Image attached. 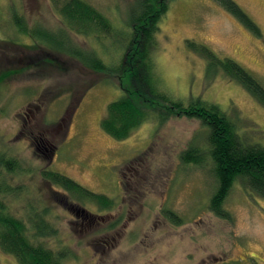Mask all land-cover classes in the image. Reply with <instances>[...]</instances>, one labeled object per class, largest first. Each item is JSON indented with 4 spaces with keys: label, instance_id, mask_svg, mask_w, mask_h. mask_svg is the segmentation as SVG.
<instances>
[{
    "label": "rangeland",
    "instance_id": "374dc122",
    "mask_svg": "<svg viewBox=\"0 0 264 264\" xmlns=\"http://www.w3.org/2000/svg\"><path fill=\"white\" fill-rule=\"evenodd\" d=\"M86 1L109 18L116 34L97 39L69 31L71 46L118 64L137 0ZM234 1L261 36L214 0H174L153 57L168 95L219 106L245 142L264 148V106L223 72L209 75L208 61L188 47L194 42L233 59L264 86V0ZM15 9L28 28H65L50 0H0V153L23 168L2 175L11 187H23L6 197L11 212L23 217L31 204L49 207L58 235L46 244L70 252L64 264H264V198L237 181L224 203L228 218L210 208L218 181L202 121L154 119L129 138L114 139L101 121L124 92L120 79L36 43L13 26ZM219 18L226 23L218 26ZM193 144L203 164L182 161ZM44 169L109 197L114 207L73 200L43 179ZM0 264L18 262L0 250Z\"/></svg>",
    "mask_w": 264,
    "mask_h": 264
},
{
    "label": "trees",
    "instance_id": "16d2710c",
    "mask_svg": "<svg viewBox=\"0 0 264 264\" xmlns=\"http://www.w3.org/2000/svg\"><path fill=\"white\" fill-rule=\"evenodd\" d=\"M62 19L65 28L50 32L35 26L28 28L21 11L13 10L12 24L18 30L31 36L36 43H44L60 54H66L96 73L114 75L120 79L123 94L108 105L107 114L101 121V128L116 140H125L146 122L154 119L164 122L169 118L188 116L198 118L208 128L209 155L213 162V173L218 188L210 200V208L220 217L228 218L224 203L233 185L241 181L264 198V148L245 142L235 122L217 105L199 101L186 104L175 100L162 90L154 61L158 47L161 24L174 0H137L129 8L128 33L124 34L125 45L122 60L115 65L107 64L96 52H87L74 45L69 31L77 35L95 34L110 38L116 31L103 13L86 0H50ZM232 13L255 35L261 31L251 17L234 0H214ZM20 14V16H19ZM64 35V36H63ZM63 36V38H59ZM188 47L208 61L207 73L220 71L229 79L245 88L264 106V86L253 74L230 58H220L203 45L188 42ZM5 76L0 75V83ZM202 152L195 144L181 155L185 163L203 164ZM23 170L22 164L4 153H0V177L3 173ZM43 179L61 188L78 202L93 203L100 209L110 210L114 202L109 197L92 192L76 180L62 173L44 169ZM23 192V187L13 188L0 180V250L14 256L18 264H64L70 255L66 249L55 250L46 244V239L57 237L58 228L51 221L52 212L45 206L39 210L31 204L25 216L18 217L10 210L6 197ZM170 218L174 221L173 215Z\"/></svg>",
    "mask_w": 264,
    "mask_h": 264
},
{
    "label": "bare ground",
    "instance_id": "6f19581e",
    "mask_svg": "<svg viewBox=\"0 0 264 264\" xmlns=\"http://www.w3.org/2000/svg\"><path fill=\"white\" fill-rule=\"evenodd\" d=\"M217 20H219V22H217L216 21V23H217V25L219 26V25H222L223 23H226L223 19H217Z\"/></svg>",
    "mask_w": 264,
    "mask_h": 264
}]
</instances>
